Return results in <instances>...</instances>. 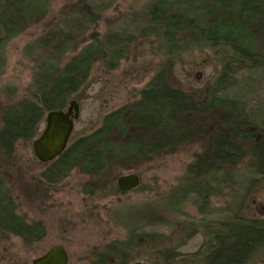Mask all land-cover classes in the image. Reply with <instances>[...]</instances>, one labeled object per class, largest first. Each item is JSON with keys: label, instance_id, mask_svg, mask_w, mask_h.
<instances>
[{"label": "trees", "instance_id": "16d2710c", "mask_svg": "<svg viewBox=\"0 0 264 264\" xmlns=\"http://www.w3.org/2000/svg\"><path fill=\"white\" fill-rule=\"evenodd\" d=\"M114 1L72 0L64 6L62 20L47 26L28 47L27 55L45 52L36 64L30 96L0 107V233L25 244L38 242L45 232L40 223L28 222L17 210L10 171L4 169L16 142L36 138L46 113L68 106L96 62L109 70L117 68L137 36L160 40L169 57L188 47L222 48L220 73L199 99L196 93L171 85L168 59L135 101L105 114L91 132L71 137L61 155L38 175L40 184L61 181L73 170L97 178L116 168H136L202 137L205 146L167 196L168 209L189 195L207 206L208 198L231 187L233 171L245 159L264 180V126L244 100L228 92L240 74L264 70V0H151L137 35L115 30L84 37ZM48 9L49 0H0V55L8 40L40 23ZM258 181L252 178L248 188ZM93 184L89 181L85 191L90 192ZM247 194L232 200L225 209L230 214L212 224L202 264H250L254 256L264 257V216H244ZM203 223L211 224L207 219ZM88 264H129V260L126 249L114 241Z\"/></svg>", "mask_w": 264, "mask_h": 264}, {"label": "rangeland", "instance_id": "374dc122", "mask_svg": "<svg viewBox=\"0 0 264 264\" xmlns=\"http://www.w3.org/2000/svg\"><path fill=\"white\" fill-rule=\"evenodd\" d=\"M150 1L115 0L101 13L92 29L84 31V37H91V32L104 34L115 30L137 35L139 27L146 22L144 8ZM71 2L49 0L45 19L4 44L0 55V107L30 96L36 64L45 52L27 55L28 47L43 36L47 26L62 20V10ZM223 58L222 48L201 46L188 47L169 57L164 54L160 40L137 36L117 68L109 70L102 62H96L87 81L70 96L68 103L79 104V118L71 137L91 132L105 114L135 101L139 91L168 59L172 63L171 85L203 98L219 75ZM237 79L228 92L244 100L255 120L264 126V70L240 74ZM43 129L44 121L39 124L37 135ZM34 139L16 142L4 169L10 171L18 212L28 222L40 223L45 235L38 242L25 244L16 236L0 233V264H31L54 245L65 249L68 264H88L97 251L114 241L126 249L129 264H202L209 230L215 221L230 214L225 209L232 200L248 192L244 216H264V180L252 172L249 159L233 171L232 190L216 192L205 202L207 206L196 195H189L175 208H167V196L183 180L187 165L204 148L205 137L136 168H116L97 178L73 170L61 181L43 185L38 175L49 164L36 159L32 151ZM127 174L138 175L139 185L132 191L121 192L116 179ZM252 178L259 181L248 188ZM92 180L94 188L85 191ZM229 190L236 198L233 199ZM203 219L211 222L207 224L209 227ZM262 263L264 257L258 256L250 262Z\"/></svg>", "mask_w": 264, "mask_h": 264}, {"label": "water", "instance_id": "95a60500", "mask_svg": "<svg viewBox=\"0 0 264 264\" xmlns=\"http://www.w3.org/2000/svg\"><path fill=\"white\" fill-rule=\"evenodd\" d=\"M78 118L79 104L76 101L69 102L64 110H51L46 113L44 129L32 141V151L39 162L49 163L61 155L68 145ZM139 181L138 175L127 174L119 176L116 183L119 191L129 192L139 185ZM31 264H68V255L64 248L54 245L45 254L33 259Z\"/></svg>", "mask_w": 264, "mask_h": 264}, {"label": "flooded vegetation", "instance_id": "af4514ba", "mask_svg": "<svg viewBox=\"0 0 264 264\" xmlns=\"http://www.w3.org/2000/svg\"><path fill=\"white\" fill-rule=\"evenodd\" d=\"M117 184V183H116Z\"/></svg>", "mask_w": 264, "mask_h": 264}]
</instances>
